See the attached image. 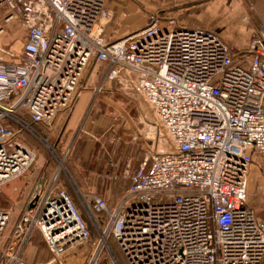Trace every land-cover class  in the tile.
I'll use <instances>...</instances> for the list:
<instances>
[{
    "label": "built area",
    "instance_id": "built-area-1",
    "mask_svg": "<svg viewBox=\"0 0 264 264\" xmlns=\"http://www.w3.org/2000/svg\"><path fill=\"white\" fill-rule=\"evenodd\" d=\"M110 1L0 0V34L12 22L25 32L20 60H4L12 52L0 44V194L36 159L21 134L72 111L89 68L93 105L117 89L139 113L134 136L160 126L173 146L119 174L125 151L110 123L95 140L111 148L107 176L130 180L124 195L112 204L80 190L82 210L63 166L47 169L7 238L12 211L0 205V264H32L23 252L37 230L48 263L84 252L85 264H122L115 241L128 264H264V220L248 197L251 165L264 168V26L236 50L216 30L150 12L110 41Z\"/></svg>",
    "mask_w": 264,
    "mask_h": 264
},
{
    "label": "crops",
    "instance_id": "crops-1",
    "mask_svg": "<svg viewBox=\"0 0 264 264\" xmlns=\"http://www.w3.org/2000/svg\"><path fill=\"white\" fill-rule=\"evenodd\" d=\"M108 8L111 12V20L106 26L105 38L110 41L126 36L127 34L142 28L146 24L147 15L150 12H164L176 16L185 26H196L216 30L221 33L229 43L234 44L233 48L236 50L245 49L248 46L253 33L257 31V28L260 29V27L264 26V0H112L109 2ZM233 12H236V14L234 15V18H231ZM3 13L4 12L1 11L0 23L3 22ZM218 17L222 18L223 21ZM10 26L17 27V29L13 31L15 33H9L10 29L9 31L6 30L4 33L0 34V44L8 48L10 47L9 49L17 55V57L4 55L3 59L7 61H17L20 60L21 57L25 32L17 22H12L11 24H8L7 27L10 28ZM13 48L16 50L20 49V51L18 50V52H16ZM91 97V90H87V92L84 91V93L81 94L75 107L70 112L71 115L69 121H67V130L70 127L75 126L76 128L79 126V129L84 131L87 127L86 115L87 117L89 115L87 110L91 105ZM83 119H85V121ZM102 126H104L102 125V122L96 123L94 128L95 134L102 130ZM94 143L98 147V142L96 140H94ZM101 156L102 163H98L93 168L92 174L85 177V180L82 181V183H77L80 188L87 189L84 192L85 194H99L107 199L109 203L114 204L118 197L115 199L114 197H111V194L110 197H107L103 195L108 194L107 191H102L103 187L100 189L98 188L100 181H108V172H116H113L114 169L109 166L108 158L105 157V153L102 154L101 152ZM123 157V162L126 163L128 161L127 154ZM43 165L44 164H41L40 170L33 173L32 176L19 177L20 179L26 178V183L21 190L15 188L18 198L17 204H14L10 199L8 200V198L1 194V205L10 208L12 211V225L18 221L21 212L29 202L36 182L46 171L44 170L42 172ZM121 165L119 174L124 170ZM50 174L51 173L49 172V175ZM118 178H120V175ZM258 183L262 184L261 186L264 185V168L262 162L256 161L250 167L248 197L249 191L250 193H253L254 188ZM91 187L98 188L101 193L96 192L97 189L90 190ZM126 188L124 190H126ZM124 190L119 195L125 192ZM258 198L251 199V203L253 204H251L249 200V204L255 209L257 215L264 220V208L260 204ZM12 225H9L10 228L7 229L5 238L10 236L13 227ZM38 237L41 238L40 241L36 240ZM50 255L51 252L43 240L40 231H35L24 248L23 258L32 264H47L48 261H50Z\"/></svg>",
    "mask_w": 264,
    "mask_h": 264
},
{
    "label": "rangeland",
    "instance_id": "rangeland-1",
    "mask_svg": "<svg viewBox=\"0 0 264 264\" xmlns=\"http://www.w3.org/2000/svg\"><path fill=\"white\" fill-rule=\"evenodd\" d=\"M235 14L236 12H233L231 18H234ZM220 19L221 21H223L222 18ZM15 29H17V27H7V31L10 30L9 33L11 34L15 33L13 32L15 31ZM257 30H259V28H257ZM230 44L234 47V44ZM14 50L16 52H18V50L20 51V49ZM11 56L17 57V55L13 52ZM96 67H99L101 71L104 70V65L99 66L98 64ZM89 72L90 68L88 69L86 75V77L89 78L87 82L88 87L82 90L81 94L84 93V91L87 92V90H90V85L95 82V77L93 75L90 76ZM70 112L71 111L61 113L58 116L57 120L53 123L52 127L37 126L36 130L38 132L36 133L31 132L29 130H24L19 139L23 140L26 145L30 146L36 154V159L34 163L24 176H32L33 173L40 170L41 164H44L42 172L44 170L50 169L51 173L53 174L57 171L58 167L63 166V171L61 174L62 179L67 184L68 189L71 191V194L73 195L74 199L82 210L83 207L81 203L80 190L81 193H83L87 189L85 190L82 189V187L80 188L78 186V183H82V181L85 180V177L91 175L93 168L101 162V152L102 154L105 153V157L108 158L107 150L111 149L107 145L103 146L102 143H98L97 147V145L94 143L96 134H98L97 132L96 134L94 132V128L97 122H102V125H104L102 126V130L99 132V134L104 131L110 123L114 122L116 126H119L120 129L117 130V134L118 136L122 137V140L120 141V143H118V146H120L121 149L125 151L123 155L127 154L128 158V162L124 163L123 155L118 157L119 165L123 163L121 165L123 169L127 168L126 165L129 163V160H131V165L128 168L132 171L137 166L138 162H140L141 157L149 155L148 157L151 158L153 156V153L155 154L156 152L166 151L167 149H170L173 146L172 141L167 135L166 131L160 126L151 130L145 136V138H143L144 140L138 138V135L134 136L137 133L139 134V130H141L140 128L142 127V125H139L137 121L139 113L134 108V101L130 97L126 96L115 88L112 90V93H106L103 96L99 97L98 101H96L94 105L91 101V105L87 110V113L89 114L88 117L85 113L87 118V127L84 129V131H81V129H79V126L76 128L75 126L70 127L67 130V121H69L71 115ZM83 120L85 121V119ZM133 136L137 137L134 141ZM112 157L116 161L115 157ZM67 170L70 171L73 178H70L68 175L65 174ZM123 175L125 176V174ZM123 175L120 176V178L109 177L108 181H100L98 188L100 189L103 187L102 191H107L108 193L103 194V192L102 194L107 197H110L111 194V197H114L115 199L118 197L116 201L118 202L125 192H123L121 195L119 194L126 187H128L130 183V180L124 177ZM25 183L26 178H16L15 180L9 181L2 185L1 194H3L4 197L8 198V200L10 199L14 204H17L18 198L17 192H15V188H19V190H21L24 187ZM261 185L262 184L259 183L256 184L253 193H250L249 191L250 203L251 199H256L258 197L259 200L261 199ZM98 188L91 187L90 190L97 189L96 192H100ZM1 194L0 196H2ZM12 222L13 221L10 222V226L13 224ZM9 228L10 227L8 226V229ZM94 237H98L96 231H94ZM40 239V237L36 238L37 241H40ZM113 246L122 264H128L126 258L124 257L123 253L121 252L120 248L117 246V243L115 241H113ZM51 255L49 260L53 258V256ZM65 260L66 258H61L53 263L85 264V261L87 259L86 254L84 252H80L79 254L75 255L74 258H71V260H66V262Z\"/></svg>",
    "mask_w": 264,
    "mask_h": 264
},
{
    "label": "water",
    "instance_id": "water-1",
    "mask_svg": "<svg viewBox=\"0 0 264 264\" xmlns=\"http://www.w3.org/2000/svg\"><path fill=\"white\" fill-rule=\"evenodd\" d=\"M82 261V260H81Z\"/></svg>",
    "mask_w": 264,
    "mask_h": 264
}]
</instances>
